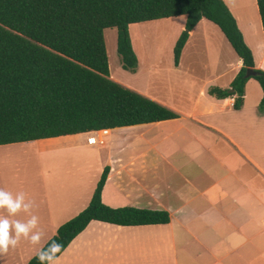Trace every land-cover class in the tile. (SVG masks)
Here are the masks:
<instances>
[{
  "label": "crops",
  "instance_id": "crops-1",
  "mask_svg": "<svg viewBox=\"0 0 264 264\" xmlns=\"http://www.w3.org/2000/svg\"><path fill=\"white\" fill-rule=\"evenodd\" d=\"M223 1L240 31L242 22L250 34L263 35L257 0ZM158 21H165V35L177 25L174 46L186 16L142 23ZM129 33L138 61L134 76L113 78L109 71L110 78L178 117L0 145V174L10 153L48 154L50 161L17 174L13 188L2 176L0 187L23 191L34 202L42 237L38 244L19 241L0 255V264H27L88 205L106 166L105 205L164 210L170 221L122 226L92 220L54 264H264V112L258 109L263 92L249 102L248 79L239 109L234 96L208 94L212 86L228 88L242 67L209 20L202 18L190 31L177 65L173 49L164 62L143 47L142 32ZM218 42L226 49L223 58L201 52ZM251 50L256 68L264 70V38ZM15 218L26 220L27 214Z\"/></svg>",
  "mask_w": 264,
  "mask_h": 264
},
{
  "label": "trees",
  "instance_id": "trees-1",
  "mask_svg": "<svg viewBox=\"0 0 264 264\" xmlns=\"http://www.w3.org/2000/svg\"><path fill=\"white\" fill-rule=\"evenodd\" d=\"M264 38V0H257ZM186 16L173 47L177 65L190 31L202 19L219 27L242 61L228 88L210 87L216 98L234 96L243 104L244 86L255 79L263 92L264 70L223 0H0V145L98 131L178 117L168 107L110 78L104 30L117 29L122 67L134 72L129 25ZM250 69L253 74L246 75ZM109 166L103 170L88 205L66 221L55 239L64 251L92 220L115 225L166 224L164 210L113 208L101 200ZM36 254L27 264H39Z\"/></svg>",
  "mask_w": 264,
  "mask_h": 264
},
{
  "label": "rangeland",
  "instance_id": "rangeland-1",
  "mask_svg": "<svg viewBox=\"0 0 264 264\" xmlns=\"http://www.w3.org/2000/svg\"><path fill=\"white\" fill-rule=\"evenodd\" d=\"M238 16H240V14H238ZM164 22L165 21H158V23L154 22L152 25H147V23L133 24V25H130L129 30L131 32L132 37H133L134 31L142 32L143 37H145L144 40L146 42V44L143 47L146 48L153 56L155 57L157 56V58H160L161 60L165 62L169 56V53L172 51L174 47L172 43H173V38L177 32V25L173 23L172 27L169 30H167L168 35H165L164 34L166 31L165 27L167 26L164 24ZM239 25L241 27V32L243 36L246 37L245 39L247 40L248 42L247 45L250 49L251 47L256 46L258 40L263 41L262 33L259 36H258V33L256 32L254 34H250L247 29H244V27L242 26L243 25L242 22H240ZM210 26H213V25L210 24ZM213 28L218 30L217 27L215 26H213ZM150 30L152 32H149ZM144 33H145V36H144ZM222 38L224 40L223 42L227 44L226 46H228V50L229 49L231 50V47L225 41L223 36ZM104 39H105V45H106V50H107V56H108L109 71H110V74L113 76V78H118L117 76L119 74L123 75L127 79H129V77L131 76H134L130 71L125 70L122 67L120 56L118 55L117 50H116L117 29L116 28L105 29ZM214 46H216L217 49H214ZM214 46L212 47V45L209 44L206 47H204L201 50V52L206 54V56H208L209 54L215 55L217 53H220L221 57L223 58L224 57L223 55H225V52H226L225 47L221 46L219 42L215 43ZM255 54L257 56V59L260 60L261 56L258 55L257 51H255ZM228 56H229V51H228ZM261 60L264 66V58ZM249 82L251 83L247 86V90L249 94L248 101L251 102L254 100L255 97H257L258 92L262 94V89L259 83L255 81L253 78H250ZM0 151H3V150L0 149ZM6 158H7V165L5 162L6 169L4 170L1 168L0 181H2V176H3L4 184H7L11 188L17 186L16 181L18 180V178H20V176H18L17 174H20L21 172H24V171L26 174L32 172L31 170L29 171V169H26L27 167H30L33 165H43V164L50 163L48 154L37 155L35 152L33 153L32 152L13 153V154L10 153L9 157H6ZM20 242L27 243L28 240L21 238Z\"/></svg>",
  "mask_w": 264,
  "mask_h": 264
},
{
  "label": "clouds",
  "instance_id": "clouds-1",
  "mask_svg": "<svg viewBox=\"0 0 264 264\" xmlns=\"http://www.w3.org/2000/svg\"><path fill=\"white\" fill-rule=\"evenodd\" d=\"M34 202L23 191L13 193L0 187V255L15 248L23 237L32 244H38L42 233L38 228L39 218L32 214ZM20 212L27 214L26 220L16 219ZM62 244L53 239L47 246H41L35 258L39 264H54Z\"/></svg>",
  "mask_w": 264,
  "mask_h": 264
},
{
  "label": "water",
  "instance_id": "water-1",
  "mask_svg": "<svg viewBox=\"0 0 264 264\" xmlns=\"http://www.w3.org/2000/svg\"><path fill=\"white\" fill-rule=\"evenodd\" d=\"M252 74H253V72H252L250 69H248L247 72H246V75H247V76H250V75H252Z\"/></svg>",
  "mask_w": 264,
  "mask_h": 264
},
{
  "label": "bare ground",
  "instance_id": "bare-ground-1",
  "mask_svg": "<svg viewBox=\"0 0 264 264\" xmlns=\"http://www.w3.org/2000/svg\"><path fill=\"white\" fill-rule=\"evenodd\" d=\"M114 73V72H113ZM121 75L119 74L118 77H120Z\"/></svg>",
  "mask_w": 264,
  "mask_h": 264
}]
</instances>
